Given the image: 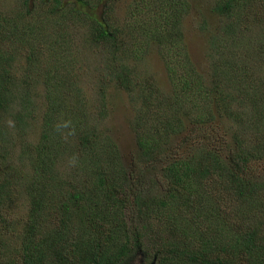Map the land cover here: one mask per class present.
Returning <instances> with one entry per match:
<instances>
[{
	"label": "trees",
	"instance_id": "trees-1",
	"mask_svg": "<svg viewBox=\"0 0 264 264\" xmlns=\"http://www.w3.org/2000/svg\"><path fill=\"white\" fill-rule=\"evenodd\" d=\"M20 1L25 7L29 4V0ZM105 1L115 0L74 2L90 7ZM252 1L214 0L210 12L235 18L237 6ZM261 1L257 3L263 5ZM170 2L174 3V9H169L174 19L168 22L173 27L162 37L179 45L183 36L172 31L193 2ZM48 3L54 6L51 16L86 17L76 8L63 10V0ZM107 11L112 14L111 9ZM8 21L0 18V28L6 33L1 42L9 43L0 46V264H264V173L258 174L264 164V138L259 137L264 132L263 83L256 85L243 72L230 66L225 71L226 65L219 64L223 72L216 77L219 70L215 66L206 86L196 70L185 67L188 77L182 78L179 92L172 91L161 102L160 80L155 77L149 83L147 78L146 83H138L143 77L140 73L152 74L146 68L150 66L148 53L136 47L121 52L120 32L112 28V21L107 22L108 29L94 23L98 44L106 46L110 55L108 78L100 93L114 88L131 97L134 114L129 124L135 152L126 160L110 131L89 127L87 111L77 105L85 94L60 77L48 79L57 85L44 83L48 88L36 141L32 135L39 133L40 124L34 115L41 106L33 99L32 81L20 82L17 70L14 73L8 67V48L18 57L23 48L32 49L33 56L38 51L39 56L36 47L44 40L33 38L38 34L30 26V30L18 25L9 29L3 25L12 26ZM224 34L235 35L234 25ZM47 42L56 45L51 39ZM130 59L133 69L128 65ZM229 74L239 79V87L233 81L230 85L232 91H239L238 96L224 90L231 80ZM63 95L69 99H62ZM71 97L80 111L76 116L85 119L84 126L76 130L56 124V115L59 121L67 119ZM183 103L193 105L190 113L195 117L180 118ZM238 103L243 108L236 109ZM107 104L110 108V99L96 115L101 120ZM118 105L119 99L111 107ZM227 123H232L225 133L233 145L224 150L212 147L209 128ZM176 135L185 137L171 144V136ZM225 138L222 135L226 144ZM195 140L200 147L193 150ZM187 148L191 151L186 157H173L171 150ZM11 150L21 152V163L23 157H34L31 175L22 172L24 167L20 169L14 156L17 152L10 154ZM22 184L28 211L15 219L12 216L22 201L17 188Z\"/></svg>",
	"mask_w": 264,
	"mask_h": 264
},
{
	"label": "rangeland",
	"instance_id": "rangeland-1",
	"mask_svg": "<svg viewBox=\"0 0 264 264\" xmlns=\"http://www.w3.org/2000/svg\"><path fill=\"white\" fill-rule=\"evenodd\" d=\"M74 1L63 0V10L76 8L81 13L86 14V17L80 16L76 19L65 20L60 15L51 16L49 13L54 10V6L52 3L49 4L48 0H29L27 7L20 0H0V18L5 17L6 20L13 22L12 26L10 23L3 24L4 26L15 29L18 25L21 28L26 27L28 30H30L28 26L33 27L38 34L34 35L33 38L39 36L42 41L44 40L42 45L36 47V50L40 49L39 56L38 51H34L37 55L33 56L32 49L23 48L18 57V53H12L11 47L8 48L10 51L8 67L14 73L17 70V80L20 78V82L26 78L32 81L31 83L34 84L31 91L33 99L41 106V111L34 115L39 117L38 124H40L39 133L32 135V139L35 138L36 141L40 138L41 118H43L48 88L45 87L44 83L47 80V85H57L56 80L48 81V79L60 77L66 84L71 81L69 86L76 85L85 94L84 99L77 102V105L87 111L88 126L92 128L95 125L99 129L110 131L109 135L112 142L119 145V151L126 160H129L132 153L135 152V137L129 124V121L133 120L132 115L134 114L129 101L131 97L128 94L118 93L114 88H111L107 94L101 95L100 93L102 85L108 78L109 72L106 66L109 64L110 55L106 46L98 44L93 31L94 23H99L108 29L107 22L112 21V28H118L120 32L117 39L121 52L129 53L133 47H136L137 50L141 49L143 53L145 51L148 53L147 59L148 62L150 60V66H146V68L151 69L152 74L144 75L139 72L143 77L138 83H146L147 78L151 80L149 83L155 77L160 80L157 87L163 91L159 92L160 95L163 93L161 102L166 100V96L172 91L179 92L176 89L182 87V78L188 77L185 67L189 70H196L202 76L206 86H209L210 79L213 78L214 67L216 66L219 70V64L226 65L225 71H227V66H230L238 72H243L246 76H250L256 85L260 86V82L264 84L263 1H261L263 5L257 3L258 0L238 5L239 11L237 14L234 12L235 18L226 19L216 13L212 15L210 12V9L215 7L214 0H192L191 7L189 6V9L185 10V15L178 18L179 25L172 31L174 34L179 32L183 36V41L181 40L179 45L162 37L166 30L173 27L169 22L174 17H171L172 13L169 9H174V3L170 0H115L112 3L105 1L90 7L81 6ZM185 1L189 2V0ZM108 9L112 10V14L107 11ZM232 25L236 29V34H224L225 29ZM5 35L6 33L0 28V46L9 45V43L3 44L1 42ZM33 38L32 40L36 42ZM50 39L53 44H56L53 47L47 42ZM39 64L41 65L40 70ZM34 65H38L35 70ZM128 65L133 69V60L130 59ZM221 72L223 71H217L216 77H219ZM227 79L231 80L226 83L224 90L230 91L232 94L234 92L238 96L239 91H232L230 85L233 81L238 86L239 79L231 76V74ZM62 99H69V97L63 95ZM109 99L110 108L107 104L104 111L105 118L101 120L96 115L103 111V104L108 103ZM117 99H119L118 108L113 109L111 104ZM190 100L184 101L189 102ZM77 105L75 99L71 97L67 119L63 118L59 121L58 115H56L57 126L68 124L74 130L84 126L85 119L79 115L76 116L80 113ZM190 107L193 108V105L186 106L183 103V112L180 117L182 120L192 119L191 116L195 117L190 113ZM235 108L241 109L243 107L242 104L238 103L235 104ZM170 112L173 113L174 111ZM8 118L13 120V116ZM231 126L232 123H227L224 124V127L221 125L218 128H213L214 130L209 128L208 143L221 150L230 144L233 145V140L225 133ZM219 130V135L215 137L213 134ZM224 134L226 144L222 140ZM184 137L183 135L171 136L170 143L179 144ZM256 137L257 135L253 134L255 140ZM259 137L264 138V132L260 133ZM163 140L165 141V138ZM194 144L192 149H199V141L195 140ZM14 151L17 152L14 156L17 158L20 169L24 167L22 172L31 175L34 157H23L24 161L21 163V152L11 150L10 154ZM190 151L189 148L171 150L173 157L177 159L186 157ZM68 168L69 171L71 168ZM263 173L264 164L258 169L259 175ZM21 186L17 188V192L21 194L22 201H19L17 214L12 216L15 219L25 216L28 211V200L21 192L24 191V184ZM209 186L211 185L208 184L207 187ZM132 264H140V262L136 261Z\"/></svg>",
	"mask_w": 264,
	"mask_h": 264
}]
</instances>
